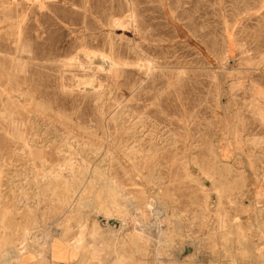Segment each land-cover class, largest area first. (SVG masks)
I'll use <instances>...</instances> for the list:
<instances>
[{"label":"rangeland","instance_id":"374dc122","mask_svg":"<svg viewBox=\"0 0 264 264\" xmlns=\"http://www.w3.org/2000/svg\"><path fill=\"white\" fill-rule=\"evenodd\" d=\"M58 245L264 264V0H0V264Z\"/></svg>","mask_w":264,"mask_h":264},{"label":"bare ground","instance_id":"6f19581e","mask_svg":"<svg viewBox=\"0 0 264 264\" xmlns=\"http://www.w3.org/2000/svg\"><path fill=\"white\" fill-rule=\"evenodd\" d=\"M104 57V56H103ZM99 58V57H98ZM92 59V58H91ZM100 60V59H99ZM104 60V59H103ZM108 60V59H107ZM93 62V61H92ZM108 64V63H107ZM151 65V64H150ZM147 66H149V64L147 65ZM151 67V66H150ZM154 68V67H153ZM156 70V69H155ZM83 71V70H82ZM88 71H89V69H88ZM91 71V70H90ZM90 73V72H89ZM110 75V74H109ZM92 86V85H91ZM97 90V89H96ZM102 93V92H101ZM107 93V92H106ZM17 99V98H16ZM114 118V117H113ZM136 127V126H135ZM136 131V130H135ZM85 149V148H84ZM85 152V151H84ZM123 154V153H122ZM46 169V168H45ZM61 170V169H60ZM59 170V171H60ZM55 176V175H54ZM57 176V175H56ZM55 176V177H56ZM47 177V176H46ZM51 180V179H50ZM40 181V180H39ZM44 181V180H43ZM48 181V180H47ZM52 181V180H51ZM65 181V180H64ZM41 182V181H40ZM56 182V181H55ZM60 182V181H59ZM45 183H46V181H45ZM54 184V183H53ZM36 185V184H35ZM38 185V184H37ZM43 185V184H42ZM49 185H51V184H49ZM57 185V184H56ZM111 185V184H110ZM40 186H41V184H40ZM48 186V185H47ZM116 186V185H115ZM37 187V186H36ZM43 187V186H42ZM62 187V186H61ZM70 187V186H69ZM37 188H39V187H37ZM71 188V187H70ZM111 189H112V187H110ZM47 189V188H46ZM51 189V188H50ZM107 189V188H106ZM109 189V188H108ZM42 190V189H41ZM54 190V189H53ZM59 190V189H58ZM67 190V189H66ZM39 191V190H38ZM49 191V190H48ZM65 191V190H64ZM69 191V190H68ZM111 191V190H110ZM117 191V190H116ZM70 192H71V190H70ZM238 192V191H237ZM22 194L23 193H25V192H21ZM35 193V192H34ZM42 193V192H41ZM41 193H40V195H41ZM108 193V192H107ZM111 193H112V191H111ZM121 193V192H120ZM22 194H20L21 195V197H22ZM26 194V193H25ZM49 195H50V192L48 193ZM53 194V193H52ZM55 194V193H54ZM59 195V194H58ZM60 195H61V193H60ZM68 195V194H67ZM115 196H116V193L114 194ZM121 195H122V193H121ZM120 195V196H121ZM29 196V195H28ZM46 196V195H45ZM108 196H111V195H108ZM25 197V196H24ZM41 197H42V195H41ZM49 197V196H48ZM118 197V196H117ZM26 198V197H25ZM24 198V199H25ZM34 198V197H33ZM40 198V197H39ZM57 198V197H56ZM73 198V197H72ZM109 198H112V197H109ZM114 199H115V197H113ZM119 198V197H118ZM31 199V198H30ZM113 199V200H114ZM117 199V198H116ZM51 200V199H50ZM55 200V199H54ZM118 200V199H117ZM81 201V200H80ZM82 202V201H81ZM57 203V202H56ZM72 203V202H71ZM87 203V202H86ZM102 203V202H101ZM68 204V203H67ZM74 204V203H73ZM85 204V203H84ZM100 204V203H99ZM106 204V203H105ZM113 204V203H112ZM52 205V204H51ZM103 205V204H102ZM118 205V204H117ZM37 206H38V204H37ZM42 206V205H41ZM52 206H54V205H52ZM69 206V205H68ZM87 206V205H86ZM120 206V205H119ZM121 206H122V204H121ZM117 207V206H116ZM46 208H47V206H46ZM102 208V207H101ZM57 209V208H56ZM106 209V208H105ZM37 210V209H36ZM100 210V209H99ZM119 210V209H118ZM120 211V210H119ZM125 212H127V211H125ZM28 213V212H27ZM27 213H26V215H27ZM34 213V212H33ZM105 213V212H104ZM109 213V212H108ZM113 213V212H112ZM116 213H117V211H116ZM122 213V212H121ZM36 214H37V212H36ZM106 214V213H105ZM120 214V213H119ZM122 214H120V216H121ZM124 215V214H123ZM125 215H126V213H125ZM42 217V216H41ZM40 217V218H41ZM125 217V216H124ZM39 220V219H38ZM42 220V219H41ZM40 220V221H41ZM35 222H37V221H35ZM126 222V221H125ZM193 222V221H192ZM2 223V222H1ZM31 223V222H30ZM33 236V235H32ZM7 237V236H6ZM6 239V238H5ZM30 240V239H29ZM34 240V239H33ZM173 240V239H172ZM210 241V240H209ZM140 242V241H139ZM23 244V243H22ZM21 244V245H22ZM43 245V244H42ZM50 245V244H49ZM71 245V244H70ZM34 246V245H33ZM30 247V246H29ZM32 247V246H31ZM45 247V246H44ZM71 247V246H70ZM17 248V247H16ZM16 248H12L11 246L10 247H8L6 250H5V255H4V264H9L10 263V261L12 260V258H14L17 262H18V264H25V263H27L26 262V259L23 257V254H24V252L22 253V252H19V248L18 249H16ZM40 249V248H39ZM70 249V248H69ZM75 249V248H74ZM27 250H29V248H26V252H27ZM37 250V249H36ZM43 251V250H42ZM71 252V251H70ZM33 253V252H32ZM27 254V253H26ZM29 254V253H28ZM29 257V256H28ZM69 257H70V254H69ZM30 258V257H29ZM33 259V258H32ZM31 259V260H32ZM37 259V258H36ZM113 259V258H112Z\"/></svg>","mask_w":264,"mask_h":264},{"label":"crops","instance_id":"0c3cea01","mask_svg":"<svg viewBox=\"0 0 264 264\" xmlns=\"http://www.w3.org/2000/svg\"><path fill=\"white\" fill-rule=\"evenodd\" d=\"M63 245H58L55 251L56 254V259L53 258L52 254H49V258L47 259V261H42L39 262V260H35V261H28L25 264H75L76 261H71V262H66L62 259H60V257L63 256V254L66 252L65 249H63Z\"/></svg>","mask_w":264,"mask_h":264}]
</instances>
